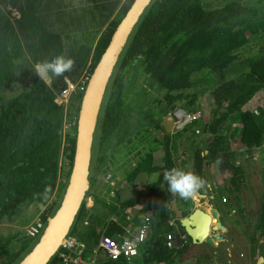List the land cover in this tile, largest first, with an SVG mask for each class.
<instances>
[{"label": "trees", "instance_id": "obj_1", "mask_svg": "<svg viewBox=\"0 0 264 264\" xmlns=\"http://www.w3.org/2000/svg\"><path fill=\"white\" fill-rule=\"evenodd\" d=\"M132 2L0 0V264H18L31 250L18 243L19 225L12 219L19 207L43 210L44 220L58 209L71 170L76 123L65 126L76 122L83 90L72 93L66 106L55 99L68 82L91 74ZM60 54L74 59L73 70L41 81L34 65ZM11 88L17 93L9 95ZM263 90L264 0H151L108 82L94 134L99 154L90 165L89 189L68 235L90 252L102 233L127 236L149 216L150 234L134 259L97 258L94 264H184L180 253L190 237L178 220L176 226L169 223L173 197L163 173L175 166L172 134L166 133L161 120L177 107L190 114L200 112L201 100L209 96V110L200 115L199 124L209 154L202 158V151H195L194 165L207 167L220 156L221 166L234 169L235 181L239 156L264 150ZM254 109L260 114L254 115ZM118 138L123 139L120 157L115 151ZM161 143L164 155L157 161L156 144ZM115 168L126 172L122 180ZM154 172L159 178L150 182ZM141 173L147 178L145 186L132 187L122 202L118 185L134 182ZM107 174L113 184L104 181ZM263 188L254 192L259 199L253 200L259 238L264 236ZM87 197L92 198L91 207L86 206ZM177 201L186 215L191 198ZM8 223L16 231L7 234ZM170 235L172 247L167 246ZM262 247L263 243L251 248L253 264Z\"/></svg>", "mask_w": 264, "mask_h": 264}, {"label": "crops", "instance_id": "obj_2", "mask_svg": "<svg viewBox=\"0 0 264 264\" xmlns=\"http://www.w3.org/2000/svg\"><path fill=\"white\" fill-rule=\"evenodd\" d=\"M200 118L202 117L200 116ZM191 122L192 121H190V123ZM187 124L181 128H184L185 131L181 129H177L175 131L171 129L169 131V133L172 134L170 139L175 135L177 136V132L179 130L183 131L179 134L180 140L177 145H172V154L177 151V147L179 149L181 147L178 156H175L173 159L174 166L176 168L194 172L196 175L206 180L207 184L205 187L201 188L193 198H191L192 203L190 205V209H188L187 214L184 216L182 214V208L180 207L181 205H179L177 201V197L172 199L171 209L175 208L177 212L176 214L173 213V219H175H172L171 222H175L176 226L178 216L181 215V217H185L191 214L195 209H200L212 219L210 222L209 234H211L214 240L212 245L208 242L196 243L189 238L190 241H184V247L186 249L184 252L180 253V257H184V264H253L252 254L246 258L245 254H243V252L241 253V251L239 252L237 249L239 246L244 245L251 252V248L253 246L259 247V244L264 243V236L259 238V232L254 231L252 234L247 233L246 231L250 232L248 224H244L245 227L242 226L241 228L240 225L242 224L238 222V219L240 217L245 218L246 214L244 213L245 211L248 212L247 208H249L246 207L247 202L242 201V199L249 196L252 199L256 198V200H258L259 198L254 192H259L262 190V187H264L262 179L264 176L262 173L264 153L261 152V150L255 149L251 157L239 156L236 161V164L238 165L236 166H238L240 171L243 172L242 174L245 175L236 173L239 180L236 178L235 181H232V177L234 176L232 171H234V169H231L228 165L216 166L214 161L210 163L207 162V167H204L206 163H200L198 166L194 165L196 161L194 160V152L198 150L202 152L205 151V145L203 144L202 139H205L206 135L202 132H199L198 134L194 133L196 130H200L199 125L194 127L189 126L190 131H188ZM186 132L190 134H187ZM157 136L159 139L161 138L160 133L157 134ZM169 142L171 145V140ZM238 146L239 144H235L233 147L238 148ZM157 152L160 153L159 158L156 156ZM163 155V149H157L154 154L157 161L160 160ZM179 158H184L183 161L181 160V162H183L182 166L175 164ZM146 179L147 178L144 176V173H141L134 182L129 184L128 182L123 181L120 186L118 185V187L121 188L119 193L120 200L122 202L128 200L131 195L132 187L135 186L137 189L143 188L146 184ZM223 198L225 199V202L222 201ZM239 200L243 203V206L241 207L238 205L240 204ZM173 203H175V205H173ZM91 204H93V202ZM187 207L189 206L184 203V210H186ZM251 208H255V206H251ZM33 210L36 214L30 223H33L37 217L41 216V212L43 211L37 210L36 207H34ZM135 213L136 211H133L132 214ZM248 214H250V212ZM199 221L200 219L198 222ZM239 227L241 229H245L240 231ZM134 231L136 230L132 229L130 234ZM245 232L248 234L247 237L242 236ZM185 234L188 236L186 232ZM256 241H258V244H255Z\"/></svg>", "mask_w": 264, "mask_h": 264}, {"label": "water", "instance_id": "obj_3", "mask_svg": "<svg viewBox=\"0 0 264 264\" xmlns=\"http://www.w3.org/2000/svg\"><path fill=\"white\" fill-rule=\"evenodd\" d=\"M151 0H133L111 35L109 43L93 68L78 110L72 165L68 181L56 212L48 217L46 226L36 244L18 264H47L64 244L74 219L89 189L88 178L97 120L103 97L119 56L135 24ZM190 122L189 114L181 107L164 116L161 126L166 132L181 129ZM175 205V203H173ZM176 214V209H172ZM180 225L196 243L213 245L211 218L200 209L185 217L178 216ZM200 221L198 222V220ZM259 264L262 263V258ZM258 259V260H259Z\"/></svg>", "mask_w": 264, "mask_h": 264}, {"label": "built area", "instance_id": "obj_4", "mask_svg": "<svg viewBox=\"0 0 264 264\" xmlns=\"http://www.w3.org/2000/svg\"><path fill=\"white\" fill-rule=\"evenodd\" d=\"M90 75H82L76 83L68 82L67 87L58 94L56 102L58 104H65L72 93L82 91L89 80ZM264 94V90H263ZM254 115H259L258 109L253 110ZM197 115H193L194 119ZM264 149V144L262 145ZM110 175L106 177L110 184ZM225 202V199H222ZM92 200L87 199V207H90ZM87 222H85L86 224ZM175 226V223L169 222ZM43 222L41 218H37L33 224L26 228V235L35 237L40 233ZM132 234L128 236L118 237L109 236L102 233L99 237L98 243L95 248L90 252L86 251L84 243L76 239L74 236L67 235L64 244L60 247L56 254V259L59 264H94L97 258H108L110 260H118L124 258L127 262L134 259L138 253L140 246L146 241L151 231V219L149 216H144L142 223L135 229ZM172 236H168V247H172ZM86 251V252H85Z\"/></svg>", "mask_w": 264, "mask_h": 264}, {"label": "clouds", "instance_id": "obj_5", "mask_svg": "<svg viewBox=\"0 0 264 264\" xmlns=\"http://www.w3.org/2000/svg\"><path fill=\"white\" fill-rule=\"evenodd\" d=\"M74 66H75L74 59H72V58H70V57H68V56H66L64 54H60V55H56L55 57H53L50 61L49 60H45V61H42V62H37L34 65V70L33 71L39 76L41 81H44V80H50L52 77H61L65 73L71 72L73 70ZM84 90H83V92H84ZM55 101H56V99H55ZM68 102H69V98H68V100H67V102L65 104H59V105L66 106L68 104ZM188 114L190 116V121H197L200 118V115H201L200 112H197L195 114H190V113H188ZM197 114H199V115H197ZM193 115H197V116L193 119L192 118ZM76 122H77V118H76ZM76 122H74V120H72L70 122H66L65 128H68V126L74 125V123H76ZM75 130H76V125H75ZM199 132H201V131L198 129L194 133L198 134ZM93 143H94V141H93ZM92 149H93V147H92ZM208 154L209 153L207 152V150H205L204 152L200 153L202 158L204 156L208 155ZM91 160H92V158H91ZM222 163H223L222 157L217 156V158L214 161V164L216 166H219ZM107 176H108V174L104 178L105 182H106V177ZM158 178H159V173H155L154 172V173H152L150 175L149 180H150V182H155ZM163 180L167 183V185H168L167 191L172 194L173 198L179 197V198L185 199V200L193 198L198 193V191L201 188L205 187V185L207 184L206 180H204L202 177L196 175L194 172L186 171L184 169L176 168V167H173L171 169L165 170L164 173H163ZM50 191H51V187L50 186L45 188V190H44V197L45 198H47V194ZM88 198L89 197L86 198V203H87V199ZM91 200H92V198H91ZM41 214H43V211L41 212ZM48 217H50V216H48ZM48 217L45 220L41 216L37 217V218H41L42 222H43V225H42V228L40 230V233L37 236L42 234V232H43V230H44V228L46 226V221H47ZM34 221H33V223H34ZM33 223H29L28 225H26L24 227L25 235H26V228L29 225L33 224ZM37 236H35V237H37ZM27 237H29V236H27ZM35 237H32V238H35ZM57 252H56V254H57ZM56 254L53 255L51 257V259L54 257V259L57 261ZM51 259L49 260V262L51 261Z\"/></svg>", "mask_w": 264, "mask_h": 264}, {"label": "rangeland", "instance_id": "obj_6", "mask_svg": "<svg viewBox=\"0 0 264 264\" xmlns=\"http://www.w3.org/2000/svg\"><path fill=\"white\" fill-rule=\"evenodd\" d=\"M89 38H87L89 41H90V35L88 36ZM92 40V39H91ZM28 80H26L25 81V85H27L28 84ZM154 85H155V90L157 91V93H159V94H162L163 93V90L156 84V83H154ZM17 93V90L16 89H14V88H11V90H10V92L8 93L9 95H14V94H16ZM72 97H69V99H71ZM72 100V99H71ZM209 100H210V97L208 96V97H206V99H202L201 100V104H202V109L200 110V114H202V115H204V114H207V111L209 110V107H208V104H207V102H209ZM197 115H199V114H197ZM200 124V120H197V121H192L191 123H189V124H187V126H188V131H190V127H194V126H196V125H199ZM190 126V127H189ZM236 126V125H235ZM126 131V130H125ZM162 131V130H161ZM185 131V130H184ZM122 132V131H121ZM163 133H164V131H162ZM181 132H183V131H181ZM181 132H180V134H181ZM166 133H169V132H166ZM187 133V132H186ZM187 134H190V133H187ZM119 139V138H118ZM162 139V138H161ZM171 140V153L173 152L172 150V145L174 144V145H177V143H178V141L180 140V138H179V134L176 136H174L173 138H171L170 139ZM119 145H118V147L116 148V154H117V156L118 157H120V156H122L124 153H123V139H119ZM125 143V142H124ZM95 145H96V142H94L93 143V149H92V156H91V158H92V163H91V165L96 161V156H97V154H99V144L97 143V147H95ZM156 147H158V149L160 150V149H162V143L160 144V145H157L156 144ZM177 147V146H176ZM180 149H181V147H180ZM178 147H177V151H175V153H173L172 154V156H174V157H172V159H174L175 158V156H178V154H179V150H180ZM261 152H263L264 153V150H261ZM156 156L159 158L160 157V153H156ZM264 156V155H263ZM123 158V157H122ZM181 160L183 161L184 160V158H182V159H178L177 160V162H175V164L176 165H178V166H182V164H183V162H181ZM93 167V166H92ZM115 170H116V174L117 175H119L120 174V179H119V176L117 177V179H118V181L119 180H122L125 176L124 175H121V174H123V173H125L126 174V172H124V169H122V168H115ZM93 171V168H92V170H91V172ZM94 172V171H93ZM239 173L241 174V175H245V174H242L243 172L242 171H240L239 170ZM262 173L264 174V165H263V167H262ZM144 176L146 177V175H145V173H144ZM253 182V181H252ZM260 189H261V186H260ZM259 189V190H260ZM264 189V188H263ZM257 190V189H256ZM57 195H58V193L56 192L55 193V195H54V198L55 197H57ZM259 194H257V196H258ZM252 200H254V199H252L251 197H246V198H243L242 199V201H246L247 203H246V207H249V208H247L248 209V212H246L245 211V213L244 214H246L245 216V218H242V217H240L239 219H238V222L240 223V224H242V225H240V227L242 228V226L243 227H245L244 226V224H248V227H249V229H250V232H248V231H246L247 233H250V234H252V232L254 231V229H255V226H256V224H257V216H256V214L258 213V211H257V208L256 209H254V208H251V206H255V204H254V202L252 201ZM239 202H240V200H239ZM240 207L241 206H243V203L242 202H240V204H238ZM236 206H237V204H236ZM250 208H251V210H250ZM101 212H103L105 209H103L102 207H100V209H99ZM239 210H241V209H239ZM34 210H33V208H28L27 206H23V207H19L18 209H17V211H16V214L13 216L14 218H15V220H13L12 219V221L14 222V224H17V225H19L18 226V230L17 231H19V233L17 234V238H18V243H19V241H21V244L20 245H22V246H26V248H27V250L28 249H30V248H32L35 244H36V242L38 241V239H39V237L41 236V235H39V236H37V237H35V238H32V237H27L26 235H25V232H24V227H25V225H28L29 223H30V221L33 219V217L35 216V212H33ZM250 212V214H248ZM8 219H11V218H8ZM178 220V219H177ZM179 221V220H178ZM8 225V227L9 226H11V224H7ZM6 225V226H7ZM239 227V229H240V231H243L244 229H241ZM10 230H13L12 232H14V231H16V230H14V229H12V228H7L6 229V233L7 234H9L10 233ZM244 233V235H242L243 237H247V233ZM6 233H5V235H6ZM5 238H7V237H4V239ZM2 240V242H5V240ZM253 241V240H252ZM1 242V243H2ZM248 243V242H247ZM250 247H251V245H250ZM26 250V251H27ZM239 252L241 251V253L243 252V254H245V256H246V258L247 257H249V255H251L252 253L250 252V250L249 249H247L244 245H241V246H239L238 247V249H237ZM258 253H259V255H260V258H262V263L261 264H264V243H263V247H262V249L261 248H259L258 249ZM258 258V257H257ZM259 259V258H258ZM258 259H255L256 261L254 262V264L256 263V264H259V261H260V259L258 260ZM48 264H59L56 260L54 261V263H53V261L52 262H49Z\"/></svg>", "mask_w": 264, "mask_h": 264}, {"label": "bare ground", "instance_id": "obj_7", "mask_svg": "<svg viewBox=\"0 0 264 264\" xmlns=\"http://www.w3.org/2000/svg\"><path fill=\"white\" fill-rule=\"evenodd\" d=\"M211 221H212V219H211Z\"/></svg>", "mask_w": 264, "mask_h": 264}, {"label": "flooded vegetation", "instance_id": "obj_8", "mask_svg": "<svg viewBox=\"0 0 264 264\" xmlns=\"http://www.w3.org/2000/svg\"><path fill=\"white\" fill-rule=\"evenodd\" d=\"M178 108V107H177Z\"/></svg>", "mask_w": 264, "mask_h": 264}]
</instances>
